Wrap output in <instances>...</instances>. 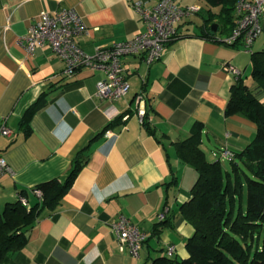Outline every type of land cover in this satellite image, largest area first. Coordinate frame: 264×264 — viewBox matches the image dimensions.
Listing matches in <instances>:
<instances>
[{
  "label": "crops",
  "instance_id": "0c3cea01",
  "mask_svg": "<svg viewBox=\"0 0 264 264\" xmlns=\"http://www.w3.org/2000/svg\"><path fill=\"white\" fill-rule=\"evenodd\" d=\"M136 1L0 0V128L4 124L12 130L11 136L0 135V153L9 168L0 180V201L16 202L26 191L33 206L38 198L31 190L55 178L64 180L77 153L89 146L87 163L59 206L44 211L26 245L0 264H154L163 257L185 259L193 228L179 209L190 199L197 173L180 161L175 144L189 138L192 125L199 123L206 159L219 160L227 168L221 151L241 152L251 143L256 125L239 115H224L236 78L222 66L231 63L253 86L247 75L251 53L264 50V18L262 34L248 52L204 37L209 16L218 7L206 0H174L181 8L197 6L199 12L182 19L177 37L159 61L147 65L142 56L122 59L130 88L112 104L94 97L103 72L81 68L67 78L48 45L27 56L17 43L41 12L74 8L88 28L78 45L93 55L96 48L144 32ZM259 98L264 103V94ZM139 105L146 108L152 134L135 116ZM118 118V125L100 135ZM161 213L165 218L159 221ZM119 215L147 235L138 258L118 251L109 227ZM168 247L173 253H167Z\"/></svg>",
  "mask_w": 264,
  "mask_h": 264
},
{
  "label": "trees",
  "instance_id": "16d2710c",
  "mask_svg": "<svg viewBox=\"0 0 264 264\" xmlns=\"http://www.w3.org/2000/svg\"><path fill=\"white\" fill-rule=\"evenodd\" d=\"M206 1L219 8L208 19L218 29L213 32L211 25L206 27L204 37L221 43L219 37L233 26L238 0ZM250 61L253 86H248L242 77L237 78L230 88L224 115H239L253 122V139L243 151L232 152L228 168L219 160L206 159L200 148L203 126L199 123L192 125L189 138L175 144L180 161L197 173L191 197L179 209L181 217L193 228V235L186 241L187 258H157L154 264H264V103L259 98V94H264V50L251 53ZM119 121L120 118L114 120L100 135ZM143 125L153 133L146 120ZM88 148L87 145L77 153L64 180L55 178L35 187L41 192L36 204L29 208L18 200L5 204L0 212V262L26 245L29 231L44 211L59 206L87 163ZM19 195L25 197L26 191Z\"/></svg>",
  "mask_w": 264,
  "mask_h": 264
},
{
  "label": "built area",
  "instance_id": "2783aa9c",
  "mask_svg": "<svg viewBox=\"0 0 264 264\" xmlns=\"http://www.w3.org/2000/svg\"><path fill=\"white\" fill-rule=\"evenodd\" d=\"M135 10L140 16L145 30L132 39L123 42H112L107 46L96 48L93 55H87L78 45V39L88 32L82 16L74 9H63L55 14L43 11L38 19L28 28L27 32L18 38V45L24 49L27 56H33L38 48L48 45L63 64V75L73 77L77 70L87 68L104 73V79L96 86L94 97L110 104L127 95L130 85L126 80L122 59L125 56H142L147 65L159 61L167 44L178 35V26L185 16L199 12L197 6L181 8L174 0H155L149 4L146 0H137ZM264 18V0H238L233 12V26L226 36L219 37L221 43L242 48L248 52L254 42L262 34V19ZM222 70L236 79L242 75L241 70L231 63H225ZM143 98H140V103ZM146 108L137 106L135 116L143 125L146 120ZM128 114L121 116L126 121ZM12 130L6 125L0 128L1 136H11ZM221 157L231 160L233 153L228 149L221 151ZM9 168L4 156L0 153V180ZM31 193L38 199L41 192L33 188ZM17 200L26 208L30 207L28 200L17 195ZM165 214L158 215L159 221ZM110 231L117 243L118 251L126 252L138 258L147 235L128 218L119 215L110 224ZM174 248L168 247L167 253H173Z\"/></svg>",
  "mask_w": 264,
  "mask_h": 264
},
{
  "label": "rangeland",
  "instance_id": "374dc122",
  "mask_svg": "<svg viewBox=\"0 0 264 264\" xmlns=\"http://www.w3.org/2000/svg\"><path fill=\"white\" fill-rule=\"evenodd\" d=\"M221 30H222V27L220 28V31ZM247 80H248V83H250L252 81V79H251V70H250V72H248ZM208 158H209V160H213V158L211 159L210 156ZM225 162L228 163V165L230 166V160L229 159H227V160L225 159ZM227 168H228V166H227ZM6 203H8V202H6ZM4 205H5V202L3 203V202L0 201V211H2V209H4Z\"/></svg>",
  "mask_w": 264,
  "mask_h": 264
},
{
  "label": "water",
  "instance_id": "95a60500",
  "mask_svg": "<svg viewBox=\"0 0 264 264\" xmlns=\"http://www.w3.org/2000/svg\"><path fill=\"white\" fill-rule=\"evenodd\" d=\"M217 29H218V25H217L216 23H214V24L211 25V30H212L213 32H216Z\"/></svg>",
  "mask_w": 264,
  "mask_h": 264
}]
</instances>
